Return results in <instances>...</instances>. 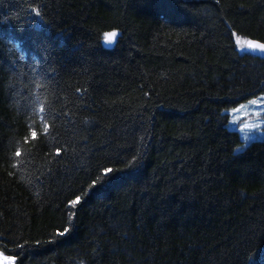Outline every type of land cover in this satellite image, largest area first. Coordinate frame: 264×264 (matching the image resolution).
I'll use <instances>...</instances> for the list:
<instances>
[{
	"label": "trees",
	"instance_id": "trees-1",
	"mask_svg": "<svg viewBox=\"0 0 264 264\" xmlns=\"http://www.w3.org/2000/svg\"><path fill=\"white\" fill-rule=\"evenodd\" d=\"M241 39L264 44V0H0V251L264 264V139L228 126L264 93Z\"/></svg>",
	"mask_w": 264,
	"mask_h": 264
},
{
	"label": "rangeland",
	"instance_id": "rangeland-1",
	"mask_svg": "<svg viewBox=\"0 0 264 264\" xmlns=\"http://www.w3.org/2000/svg\"><path fill=\"white\" fill-rule=\"evenodd\" d=\"M240 48L251 51L246 47L248 40L241 39ZM256 43V42H253ZM230 117L229 128L239 132L244 147L251 141L264 139V93L249 99L228 110ZM13 264V258L0 252V264Z\"/></svg>",
	"mask_w": 264,
	"mask_h": 264
},
{
	"label": "snow or ice",
	"instance_id": "snow-or-ice-1",
	"mask_svg": "<svg viewBox=\"0 0 264 264\" xmlns=\"http://www.w3.org/2000/svg\"><path fill=\"white\" fill-rule=\"evenodd\" d=\"M111 35L114 36L115 33H112ZM237 44L238 45L240 44L239 40L237 41ZM245 44H246V47L249 50H253V51L259 50V51L264 52V44H262V43H253L252 41H246ZM32 136H33V138H35L37 136V133L35 131H33L32 132ZM20 155H21V153L17 152V156H20ZM71 203L74 206L77 202L76 201H72ZM65 231H67V229ZM59 235H63V233H59ZM9 264H10V262H9Z\"/></svg>",
	"mask_w": 264,
	"mask_h": 264
},
{
	"label": "water",
	"instance_id": "water-1",
	"mask_svg": "<svg viewBox=\"0 0 264 264\" xmlns=\"http://www.w3.org/2000/svg\"><path fill=\"white\" fill-rule=\"evenodd\" d=\"M112 33H115V35H111ZM119 33L117 31L110 32L106 38L103 40V45L106 47H110L114 44L115 39L118 37ZM259 50H255L253 52H258ZM262 52V51H259ZM264 53V52H263Z\"/></svg>",
	"mask_w": 264,
	"mask_h": 264
}]
</instances>
